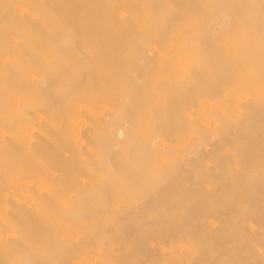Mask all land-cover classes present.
<instances>
[{
  "label": "bare ground",
  "instance_id": "bare-ground-1",
  "mask_svg": "<svg viewBox=\"0 0 264 264\" xmlns=\"http://www.w3.org/2000/svg\"><path fill=\"white\" fill-rule=\"evenodd\" d=\"M33 1L0 3V264H264V0Z\"/></svg>",
  "mask_w": 264,
  "mask_h": 264
},
{
  "label": "rangeland",
  "instance_id": "rangeland-1",
  "mask_svg": "<svg viewBox=\"0 0 264 264\" xmlns=\"http://www.w3.org/2000/svg\"><path fill=\"white\" fill-rule=\"evenodd\" d=\"M24 1H26V2H24ZM18 2H20V5H19V3ZM0 3L1 4H7V5H12V10H15V9H17V10H19L20 11V9H22L20 12H24L25 10H23V9H26V11L25 12H27V10H30V11H32V12H35L36 10H35V8H34V3H35V1H31V0H0ZM23 3V4H22ZM17 4V5H16ZM19 5V9H18V6ZM23 6V8H20V7H22ZM27 7V8H26ZM6 8H8V7H6ZM6 8H4V9H6ZM8 9H10L11 10V7L10 8H8ZM16 11V10H15ZM19 11H17V12H19ZM29 11V12H30Z\"/></svg>",
  "mask_w": 264,
  "mask_h": 264
}]
</instances>
